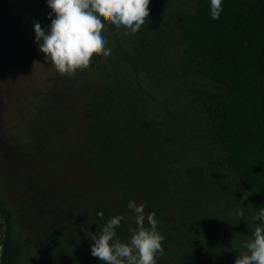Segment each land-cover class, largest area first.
<instances>
[{
	"label": "rangeland",
	"instance_id": "1",
	"mask_svg": "<svg viewBox=\"0 0 264 264\" xmlns=\"http://www.w3.org/2000/svg\"><path fill=\"white\" fill-rule=\"evenodd\" d=\"M192 5L150 0L128 35L106 22L111 54L61 74L34 42V21L50 23L45 0H0V198L22 245L17 264H101L91 233L122 214L116 236L127 240L129 200L155 214L157 264H233L246 251L255 209L185 95L188 85L223 91L182 71L178 17ZM106 132L132 150L131 171L93 138Z\"/></svg>",
	"mask_w": 264,
	"mask_h": 264
},
{
	"label": "trees",
	"instance_id": "2",
	"mask_svg": "<svg viewBox=\"0 0 264 264\" xmlns=\"http://www.w3.org/2000/svg\"><path fill=\"white\" fill-rule=\"evenodd\" d=\"M192 3L178 17L182 71L223 91L188 85L185 95L222 150L218 164L241 179L254 209L264 207V0H222L218 19L210 16L209 0ZM107 114L100 107L99 116ZM93 138L110 159L124 157L130 162L126 170L134 168L132 150L109 132ZM21 250L12 211L0 198V264H17Z\"/></svg>",
	"mask_w": 264,
	"mask_h": 264
},
{
	"label": "clouds",
	"instance_id": "3",
	"mask_svg": "<svg viewBox=\"0 0 264 264\" xmlns=\"http://www.w3.org/2000/svg\"><path fill=\"white\" fill-rule=\"evenodd\" d=\"M51 10L47 15L50 23L41 27L34 21V42L44 58L61 73H74L78 67L87 66L94 53L107 57L111 49L106 47L103 31L106 22L116 28L123 27L125 35L141 29L149 15L150 0H45ZM210 16L218 19L222 0H209ZM127 207L134 215L136 227L130 229L127 240L116 236V229L124 219L114 215L103 223L95 234L91 233L90 254L101 264H157L156 257L163 251L164 237L157 228L153 212L145 213V205L129 200ZM258 220L251 231V238L244 242L246 251L237 255L233 264H264V207L252 214ZM147 222V227L145 226Z\"/></svg>",
	"mask_w": 264,
	"mask_h": 264
}]
</instances>
